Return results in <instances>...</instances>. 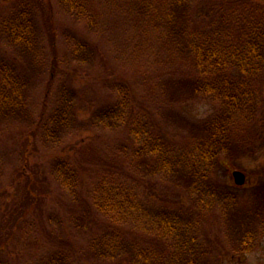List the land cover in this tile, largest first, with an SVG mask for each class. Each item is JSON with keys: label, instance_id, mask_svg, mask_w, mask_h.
I'll list each match as a JSON object with an SVG mask.
<instances>
[{"label": "rangeland", "instance_id": "obj_1", "mask_svg": "<svg viewBox=\"0 0 264 264\" xmlns=\"http://www.w3.org/2000/svg\"><path fill=\"white\" fill-rule=\"evenodd\" d=\"M83 1L96 16V27L78 18L63 0H0V61H13L16 71L29 78L27 109L34 121L44 114L50 132L56 127L50 121L56 111L68 120L65 128L54 129L50 143L21 112L0 123V264H33L58 248L72 255L74 264H105L94 258L88 245L106 219L88 206L89 188L82 189L74 201L63 191L53 162L63 151L62 156L92 161L94 175L106 166L119 171L118 167L141 164L131 158L129 148L136 147V142L127 127L128 108L119 107L114 113L122 116L115 127L101 126L91 116L100 106L118 100L115 83L126 82L133 101L150 111L163 142L194 155L198 141L206 135V122L221 107V100L195 92L192 83L200 76L186 54L169 56L155 41L160 31L151 29L146 38L153 41L137 52L133 15L122 12L112 0ZM250 2L264 8V0ZM23 5L31 9L39 44L28 50L9 42L2 26ZM81 47L93 54L91 64L75 58V49ZM78 54L85 55L84 51ZM166 70L172 76L164 73L163 85L158 86L162 80L157 74ZM233 71L238 78L239 71ZM251 84L261 104L230 129L212 175L219 195L213 198L205 185L194 191H199V200L211 202L210 210L197 214L184 186L170 184L159 175H145L155 195L162 192L168 199L180 200L201 217L200 240L209 252L206 264H264V70ZM126 149L130 153L125 155ZM145 159L150 163V158ZM151 162L153 166L155 160ZM236 170L245 174L242 186L234 183ZM139 172L144 176V170ZM250 236L246 249L243 246L249 244ZM131 239L155 245L152 236L137 230Z\"/></svg>", "mask_w": 264, "mask_h": 264}, {"label": "trees", "instance_id": "obj_2", "mask_svg": "<svg viewBox=\"0 0 264 264\" xmlns=\"http://www.w3.org/2000/svg\"><path fill=\"white\" fill-rule=\"evenodd\" d=\"M112 1L122 12L133 15L138 32L133 46L137 47V52L142 45L153 41L146 38L151 35V29L153 33L160 31L155 41L164 46L169 56L186 54L185 58L200 76L192 83L195 92L221 100V107L206 122V135L198 141L194 155L163 142L156 133L150 111L133 101L126 82L115 83L118 100L100 106L91 116L101 126L115 127L120 125L117 121H121L122 116L115 117L114 113L119 107L128 108L132 123L129 122L127 127L136 142V147L129 148L132 149L131 158L133 163L139 160L141 164L132 167L128 163L124 169L118 167L119 171L106 166L94 175L92 161L76 160L66 153L62 156V151L53 162L55 179L73 201L81 196L82 189L89 188L88 206L106 219L104 228L90 239L88 245V250L101 263L206 264L209 252L205 242L200 240L201 217L190 212L180 200L168 199L162 192L155 195L153 185L145 175H159L170 184L184 186L197 214L210 210L211 202L199 200V191H194L205 185L213 198L219 195L212 175L228 144L230 129L241 119L252 116L261 104L251 83L264 70V8L253 7L250 0ZM63 3L78 18H84L91 28L99 25L83 0H63ZM31 18L29 5H23L4 19L2 26L9 42L25 50L39 46ZM86 49L76 48L75 58L78 62L86 64L90 61L91 64L93 54ZM80 51L85 55L79 56ZM16 69L13 61H0V123L21 112L23 118L41 129L44 139L50 143L54 129L65 128L68 120L63 112L56 111L50 118L56 122L52 132L44 114L40 113L34 121L32 112L27 109L29 78ZM233 70L239 71L238 78L233 76ZM164 73L172 76V72L166 70L157 74V78L162 80ZM157 85H163V80ZM134 108L135 113H131ZM128 153L126 149L125 155ZM145 158H150V163H145ZM152 159L155 160L153 166ZM139 170H144V176ZM261 188L264 191V184ZM135 230L152 236L155 245L135 242L131 239ZM249 240V244L243 246L246 249L250 246L251 236ZM58 249L33 264H74L72 255Z\"/></svg>", "mask_w": 264, "mask_h": 264}, {"label": "water", "instance_id": "obj_3", "mask_svg": "<svg viewBox=\"0 0 264 264\" xmlns=\"http://www.w3.org/2000/svg\"><path fill=\"white\" fill-rule=\"evenodd\" d=\"M233 179H234V183L237 185V186H242L245 184L246 182V177H245V174L242 173L241 171H233Z\"/></svg>", "mask_w": 264, "mask_h": 264}]
</instances>
